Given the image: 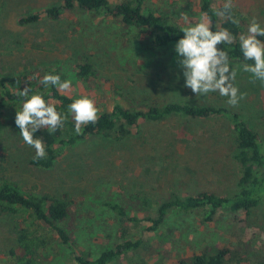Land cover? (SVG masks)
<instances>
[{
	"label": "rangeland",
	"instance_id": "rangeland-1",
	"mask_svg": "<svg viewBox=\"0 0 264 264\" xmlns=\"http://www.w3.org/2000/svg\"><path fill=\"white\" fill-rule=\"evenodd\" d=\"M62 0H0V80L18 82L27 69L61 71L72 86L64 93L94 99L100 112L115 103L125 106H163L172 101L221 105L237 111L264 140V84L251 82L250 74L237 71L235 84L246 98L232 107L218 92L196 97L185 88L183 70L174 50L177 42L159 46L149 32L126 28L106 14L76 8L60 19L45 14L36 22L22 23L25 15L59 4ZM124 0H109L114 6ZM145 5L181 26V13L198 19L199 0H145ZM224 0H215L219 6ZM234 8L264 26V0H233ZM88 60L98 79L85 88L75 76L78 63ZM244 62L231 61L233 68ZM63 73V74H62ZM17 106L0 100V158L4 179L26 193L51 194L76 202L80 217L75 249L53 240L41 251L38 264L74 263L83 253L95 257L111 248L124 234L140 240L135 249L110 264H179L204 252L228 249L233 254L264 260V199L247 215L223 210L212 219L201 211L173 210L156 230L149 222L121 219L107 204H125L130 193L142 192L155 202L173 193L212 191L232 194L241 175L233 157L236 143L226 118L188 119L173 116L162 121H141L122 138L93 135L68 147L52 167L32 162L34 149L26 145L15 125ZM132 213L131 215H134ZM156 216L155 210L150 213ZM26 215L0 207V264H17L20 221ZM147 214L138 215L140 218Z\"/></svg>",
	"mask_w": 264,
	"mask_h": 264
},
{
	"label": "trees",
	"instance_id": "trees-1",
	"mask_svg": "<svg viewBox=\"0 0 264 264\" xmlns=\"http://www.w3.org/2000/svg\"><path fill=\"white\" fill-rule=\"evenodd\" d=\"M145 0H124L111 6L109 0H62L59 4L48 7L41 12H34L21 18L22 23L36 22L45 14L48 18L60 19L66 11L76 8L91 11L94 14H106L115 18L124 27H136L149 32L152 43L164 46L178 40L184 35L180 24H176L167 17L159 15L154 9L145 5ZM200 9L207 13L213 24H219L229 29L236 41L231 45H222L229 54V60L244 62V57L239 48L238 37L246 33L249 19L246 15L233 8V15L240 20L239 26L231 23L224 17H218L212 11L216 6L215 0H199ZM215 30V28H213ZM264 40V37H260ZM250 63V62H249ZM46 73L59 75L61 80L65 78L61 71L45 67V71L27 69L23 71L18 82L9 84L5 79L0 80V100L8 101L19 109L23 98L16 94L19 89L30 87L32 93H40L46 100H51L57 111L66 115L67 120L62 129L50 134L45 129L37 131L35 136L42 137L47 158L39 161L32 158V162L38 166L52 167L63 156L65 150L93 135H109L122 138L131 132V128H138L141 121L156 122L173 116L188 119L226 118L230 123L236 150L233 157L239 163L241 175L238 179V188L232 194H218L212 191H200L184 195L173 193L162 201L155 202L150 196L142 192L130 193L125 197V204L108 202L121 219L128 218L134 222L143 219L150 223V230L158 229L167 219L170 212L179 210L193 212L203 210L206 219H212L223 210L231 213L245 212L247 215L260 205L264 199V140L247 121L237 112L221 105L200 104L190 102L172 101L163 106L150 105L148 107L125 106L115 103L110 112H100L99 119L95 124L83 126L82 133H75V123L72 114L68 111V105L76 96L58 91L53 85L45 87L38 80ZM38 74V76H37ZM37 76V78H33ZM75 76L87 89H93L97 83L98 75L92 63L85 60L75 67ZM31 94V93H30ZM16 125V124H15ZM17 127V126H16ZM18 129V127H17ZM19 130V129H18ZM35 155V151H34ZM6 166L4 159L0 158V207L10 212H19L21 209L26 215L20 221L17 248L12 251L17 264H38L41 251L51 247L53 240H57L72 250L75 249L77 230L80 213L76 202L68 198L56 197L51 194L41 196L24 192L17 183L4 179ZM155 210L156 216L149 213ZM135 213L134 215H131ZM147 214L141 218L138 215ZM114 243L111 248L104 249L95 257L85 256L83 253L75 256L74 263L66 264H110L116 261L127 251L140 246V240H132L126 234ZM228 249L217 250L213 253L204 252L195 255L191 260H181L179 264H227ZM236 264H264L263 259L251 260L233 254L232 259Z\"/></svg>",
	"mask_w": 264,
	"mask_h": 264
},
{
	"label": "clouds",
	"instance_id": "clouds-1",
	"mask_svg": "<svg viewBox=\"0 0 264 264\" xmlns=\"http://www.w3.org/2000/svg\"><path fill=\"white\" fill-rule=\"evenodd\" d=\"M233 8V0H224L222 8H213L212 11L216 16L224 17L239 26L240 20L233 15ZM181 20L184 26L180 31L184 35L175 44L174 50L178 56V65L183 70L184 87L190 89L196 97L218 92L220 96L227 98L228 105L237 106L247 95L235 84L238 70L250 74L252 83L259 81L264 84V40L260 39L264 37V26L255 16L249 20L246 33H241L238 37L245 63L236 68L230 64L228 51L221 47L231 45L237 39L229 29L219 24L214 25L207 13L193 19L187 12H183ZM38 82L45 87L53 85L61 92L72 86L70 79L61 80L59 75L51 73L44 74ZM16 94L23 98L15 115L19 135L26 145L34 149L35 160L46 159L43 138H37L35 134L45 128L50 134H54L63 128L67 116L58 112L55 104L46 100L42 94L32 93L30 87L23 91L18 89ZM68 111L72 114L77 135L82 133L83 126L95 124L99 119L96 102L89 96L73 99L68 105Z\"/></svg>",
	"mask_w": 264,
	"mask_h": 264
}]
</instances>
